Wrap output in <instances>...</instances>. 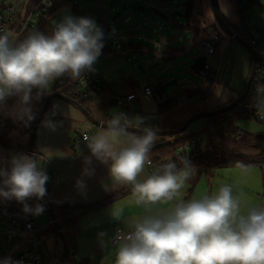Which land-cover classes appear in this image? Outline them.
I'll list each match as a JSON object with an SVG mask.
<instances>
[{
  "label": "clouds",
  "instance_id": "9594fccd",
  "mask_svg": "<svg viewBox=\"0 0 264 264\" xmlns=\"http://www.w3.org/2000/svg\"><path fill=\"white\" fill-rule=\"evenodd\" d=\"M221 10L226 11L223 6ZM103 36L93 19L71 15H65L50 35L34 30L17 41L10 31L0 32V109L15 97L7 115L28 126L35 119L34 90L39 98L60 77L77 80L94 71ZM256 92L258 110L264 111V85ZM144 119L117 113L101 123L97 133L83 137L91 153L85 164L91 165L93 157L108 164L111 182L130 186L136 204L146 209L112 241L115 264H264V204L242 206L230 184L185 199L182 189L196 173L195 165L183 156L146 171L158 137ZM41 123L52 131L57 126L49 118ZM7 163L0 167V197L22 203L25 214L41 215L43 204L26 203L47 194L49 177L38 159L17 153ZM83 174L91 175L92 170L85 167ZM77 186L82 189L83 181L78 180ZM162 204L169 205L167 210L156 207ZM111 217L123 222L122 210H111ZM0 264L21 262L6 257Z\"/></svg>",
  "mask_w": 264,
  "mask_h": 264
},
{
  "label": "rangeland",
  "instance_id": "374dc122",
  "mask_svg": "<svg viewBox=\"0 0 264 264\" xmlns=\"http://www.w3.org/2000/svg\"><path fill=\"white\" fill-rule=\"evenodd\" d=\"M72 1H77L81 13L77 14L69 9L59 8L51 19V22L56 25L61 22L65 15L88 17L96 22L103 30V34L110 29L117 30V34L112 36L111 41L103 42L102 54L94 64V71L92 72L102 77V73L113 75L114 73L130 71L133 75L140 78L138 82H140L143 92L145 87H150L154 93L151 100H147L144 94L139 95V88L135 89L139 98L141 97V107L135 113L132 114L129 110H118L127 116L145 115L144 124L154 127L156 131L163 130L168 124L176 123L182 119L186 120L179 126L181 128L192 117L207 112L205 109L211 110L208 106L211 98L208 100L205 95L200 96L199 92L190 94L192 90L203 92L213 85L218 88L213 94V97L221 94L223 91L235 96L245 90L250 74L251 55L245 47L232 40L229 36L225 35L222 38L220 37V29L216 24L211 0H195V25L200 32H198V35L194 34L192 29H189L186 33L182 32L180 36L183 43L179 42V35H175L171 30L177 29L176 24L179 21H182L187 26L188 23L185 22V18L182 15L190 0ZM152 4L161 10L162 14L156 15L154 17L155 19H153L154 22L147 23L148 15L144 13V8L149 9ZM201 5V9H203L201 15L203 16L200 19L199 7ZM218 6L220 12L230 25L237 23V15L234 11L236 8V0H218ZM222 6L226 11L221 10ZM91 12L92 16L90 17L89 13ZM118 15H121V17L118 18ZM248 16L250 17V24L264 29L263 13L258 9H254L248 12ZM211 17H214V19ZM127 34L137 35L135 37L136 39L132 37V41L128 43L125 40ZM216 36H218L217 40H215ZM13 38L16 39L14 35ZM170 40H174V43H169L168 41ZM203 42L212 44L216 51L215 55L209 57V64L212 69L206 77H201L192 68L195 64L196 57L203 55ZM134 47L137 48L135 49ZM171 51H180L181 54L174 57L171 63H168L161 55L164 52ZM123 57H125V60H123ZM225 67H227L225 78L222 85H220L222 72ZM218 70H220V73H217ZM153 73L157 77L154 81H151L150 79L154 76ZM169 76H174L178 84L170 87L163 96V99H160L156 95V89L160 82H170L171 80H168ZM195 94L197 95L195 100L184 99L178 109L173 111L171 115L167 117L160 115L158 110L159 103L174 101L179 97L186 96L187 98ZM195 107L200 108L199 110H194ZM217 109H220V107ZM190 115L191 117L188 118ZM206 125L207 119H199L183 134L190 135L197 133L200 134L199 138H207V134L212 126L209 129H205ZM235 126L246 134H264V125L254 120L237 119ZM90 127L97 128L92 125ZM204 129L205 132H201ZM174 137H158L155 143L163 139L172 140ZM3 141V135H0V142ZM241 152L250 155H256L258 153L256 150L249 148H241ZM185 155L186 152L178 150L174 158L170 160H178ZM162 163L166 162L156 163L154 168ZM224 171H227L226 176L228 180H231L235 184L236 194L234 196L240 200L242 206L262 204L264 196V165L230 167ZM210 173L213 174L214 171L212 170ZM196 191L198 196L202 194L200 190ZM195 192L194 194L192 193V197L195 195ZM32 219L39 226L47 225L51 220L47 210L39 216L32 215ZM47 238L49 248L52 251L55 250L57 245L53 233H48ZM115 252L116 247H112L109 252H102L95 261L98 264H115Z\"/></svg>",
  "mask_w": 264,
  "mask_h": 264
},
{
  "label": "crops",
  "instance_id": "0c3cea01",
  "mask_svg": "<svg viewBox=\"0 0 264 264\" xmlns=\"http://www.w3.org/2000/svg\"><path fill=\"white\" fill-rule=\"evenodd\" d=\"M72 2L76 9L71 11L80 14L81 10L78 7L77 1ZM202 5L199 7L200 19L203 16L201 15V11H203V9H201ZM57 11L53 14L51 19L54 17ZM234 11L237 15L236 8ZM144 13H147L148 15L147 23L154 22V17H156V15L162 14L161 10L154 6V4L150 5L149 9L144 8ZM89 16H92V12L89 13ZM182 16L185 18V22L187 23L186 7ZM51 19L50 24L55 28L56 25L51 22ZM176 25L177 29H172L171 32L175 35H179V42L181 43H183L180 36L182 32L186 33L189 31V29H192L193 33L196 35H198V32H200L195 25L194 16L192 22L188 23L187 26H185L182 21H179V23ZM136 36L137 35L127 34V38L125 40L130 43L132 41L131 38H135ZM111 39L109 41H111ZM168 42L173 44L174 40H170ZM134 48L136 49L137 47ZM179 54H181L180 51H171L164 52L161 56H163L164 59L168 61V63H171L174 60L173 58ZM199 57L200 56H197L196 59ZM123 60H125V57H123ZM153 74L154 76L150 79L151 81H154L157 77L155 76V73ZM101 75L102 77H99L109 84V89L100 95H97L92 100L87 101L86 107L95 119L105 122L113 115L122 113L116 109L113 104L115 96L130 95L132 93L137 94L135 91L136 88H139L140 90L138 93L139 95H143L144 93L140 82H138L140 78H138L136 75H133V73L130 71L114 73L113 75L102 73ZM168 80L174 81L176 79L174 76H169ZM163 82L166 83L165 81ZM52 84H54L53 81L50 83L47 92L43 93L39 98H35V92L33 93L34 99L31 102V106L33 112L35 113V119L31 121L28 126H25L23 122L13 120L7 115L8 110H10L16 103L15 97L10 98L7 101L5 108L0 109V126L5 128L6 131L5 133L0 131V135H3L4 137V141L0 142V167H7L9 158L14 154L25 153L30 156V125L37 120L38 115L41 113L42 101L45 97V94L53 89ZM217 89L218 88L214 86L213 90L206 95L208 100L211 98L208 104L211 110L205 109L207 112L214 111V109H217L218 107H225L229 105L231 101L236 100L240 96V94L233 96L232 94L226 93L225 91H221V94H217L213 97V94ZM193 92L201 91L192 90L190 94ZM139 95L137 101L133 102L130 106L129 111L132 114L135 113L139 107H141V97L139 98ZM144 97L147 100H151L153 98H148L145 95ZM196 97L197 95L195 94L194 96L190 95L187 98L185 96L184 99L195 100ZM174 101L177 103V99ZM166 102L158 104L159 113L163 117L171 115L172 112L178 109L179 105L182 104L177 103V105L172 109L161 112L160 105ZM199 108L200 107H195L194 110H199ZM191 115L188 118H190ZM128 117L146 118L145 115H130ZM46 118H49L54 123H56V129L55 131H52L44 127L41 123L34 142V151L40 167L49 177V180L45 185L46 189L49 192L50 199L56 207H68L71 209V216H79L80 232L75 238L74 244L77 255L81 259L90 260L94 264H98L95 261L97 257L102 252H109L112 247H115L112 245V241L115 237L116 230L121 229L124 232L128 231L130 229L131 222L144 215L146 209L143 206L136 204L135 197L130 186L117 185L111 182L108 164H103L94 157L92 158L91 165L85 164V157L91 156L90 150L88 149L86 142L77 146L76 141L84 133L91 132L93 135L97 133L100 128L90 127L91 125L87 118L75 106L61 99H55L52 101L45 113L43 120ZM185 121L186 120L182 119L176 123L168 124V126L163 128V130L178 129L179 126ZM154 165L150 168H147L146 171H153L155 169ZM85 167H89L92 170L91 175L83 174ZM224 170H226V168H218L213 170L214 173H210L208 176L203 177L197 184V189L195 187L193 191H191V186L187 181L184 188L182 189L183 197L185 199H191L193 197H199L205 193L214 192L221 184H230L233 188V194H236L235 184L231 180H228L226 176L227 171ZM78 180H82L84 183V187L82 189L77 186ZM195 189L200 190L202 194L198 196L196 193L198 191ZM194 192L195 195L192 197V193L194 194ZM119 193H122V195L113 200V198ZM0 201L13 204L21 210L23 208V204L16 201L15 199L5 200L4 198L0 197ZM40 201L41 199L38 200L37 198L32 197L27 199L26 203L31 205L32 203ZM262 204H264V198L262 199ZM156 207L161 210H167L169 205L162 204ZM45 210L47 209L45 208ZM111 210H122L123 222L113 220L111 217ZM101 234L106 235L102 237Z\"/></svg>",
  "mask_w": 264,
  "mask_h": 264
},
{
  "label": "built area",
  "instance_id": "2783aa9c",
  "mask_svg": "<svg viewBox=\"0 0 264 264\" xmlns=\"http://www.w3.org/2000/svg\"><path fill=\"white\" fill-rule=\"evenodd\" d=\"M60 0H0V32L10 31L18 40L30 30L39 27L43 19L48 17L51 10L58 6ZM241 14H237V23L234 24L233 31L240 37L256 55L255 74L250 85L247 97L227 115L230 119L254 120L264 125V111L258 110L257 92L259 85H264V29L250 24L248 12L258 9L264 14V0H240ZM115 29L106 31L103 42L109 41L116 35ZM259 35V37H257ZM218 38H215L217 40ZM202 53L207 56V61L197 72L201 77H206L211 71L209 57L216 54L212 44L202 43ZM109 89V84L103 81L92 71L85 73L77 83L67 91V96L79 101H90L101 92ZM144 95L153 97L150 87L144 89ZM185 97H179L177 103L183 102ZM138 95H117L113 104L119 110H129L133 102L137 101ZM91 136V132L84 133L76 141V145L85 143L83 137ZM195 143L181 148V151H188L194 147ZM154 164L152 163L151 167ZM54 222L50 220L47 225L39 226L31 214H25L17 206L0 201V255L11 257L21 264H52L55 250L48 246L47 234L54 229ZM61 232H65L61 221L57 218ZM124 231L116 230V239ZM113 239V240H114ZM113 245V244H112ZM114 246V245H113ZM72 248V254L75 253Z\"/></svg>",
  "mask_w": 264,
  "mask_h": 264
},
{
  "label": "trees",
  "instance_id": "16d2710c",
  "mask_svg": "<svg viewBox=\"0 0 264 264\" xmlns=\"http://www.w3.org/2000/svg\"><path fill=\"white\" fill-rule=\"evenodd\" d=\"M194 2L195 0H190L186 5L187 23H191L193 20L194 11H195ZM58 8H68L70 10L76 9V7L73 5V2L71 0H60L58 2V6L55 9L51 10V12L48 14V17L43 19V21L41 22L39 27L35 29V31H40L45 35H50L54 29V27L50 24V19L53 16V14L58 10ZM236 11L237 14H241L242 10L240 8V0H236ZM222 17L224 21L227 23V25L233 30L234 25H230L223 15ZM30 31H34V30H30ZM30 31H27L23 35L22 39ZM216 38H218V36H216ZM84 74H82V76ZM78 80L79 79L73 80L67 75L60 77L53 81L55 87L51 89L47 94L57 93L67 96V91L70 88H72L77 83ZM213 88L214 86L212 85L211 87L207 88L205 91L199 92V95L206 96L209 92L213 90ZM47 94H45V97L42 101L41 111L43 110L44 104L47 100L48 97ZM234 101L235 100L231 101V103H233ZM77 102L87 109L86 101L79 100ZM176 105L177 103H175V101H169L161 104L160 110L161 112H165L172 109ZM39 116L40 114L38 115L37 120ZM205 119H207V125L205 129H209L210 126H212L211 130L207 134V138L204 137L199 138L200 134L193 133L190 135L182 134L179 136H175L174 139L172 140L163 139L155 143L153 147L150 149L149 158L152 160V163L156 164L161 162H167L168 160L174 158L178 150L186 147L187 145H191L195 143L194 147L190 148L188 151H185L186 153L188 152L186 156L192 162V164L195 165L197 169L196 173L192 175V177L188 180V183L191 186V191H193L194 188L199 183V181L203 177L208 176L212 170L218 168L264 165V134L250 135L242 132L239 128L235 126V121L237 120V118L230 119L227 114L219 115L216 117L205 118ZM36 121L30 125L29 132L31 134H32L33 126L35 125ZM205 129L202 130L201 132H205ZM0 131L3 133L6 132L5 128L1 126H0ZM241 148H249L252 150H256L258 153L256 155L244 154L241 152ZM47 194L49 195L48 190H47ZM120 195H122V193L117 194L113 198V200L120 197ZM50 201L55 209V214L57 218L62 223V227L66 229L63 235L65 237V241L69 248V254L64 264H94L90 260L81 259L76 252L72 254V248H74L75 238L78 236L80 232L79 216H75V217L71 216L70 208L68 207L58 208L54 205L51 199ZM36 204L44 205V203L40 201V202L32 203L30 206L34 207ZM50 233H53V235L56 238L57 246L55 248L54 259L52 263V264H56L57 261L63 255L64 247H63V242L60 239V236L56 232H54V230H51ZM3 258L6 257L0 255V260H2Z\"/></svg>",
  "mask_w": 264,
  "mask_h": 264
},
{
  "label": "water",
  "instance_id": "95a60500",
  "mask_svg": "<svg viewBox=\"0 0 264 264\" xmlns=\"http://www.w3.org/2000/svg\"><path fill=\"white\" fill-rule=\"evenodd\" d=\"M212 2V9H213V13H214V17L216 20V24L218 25V27L220 28V37H224L229 36L232 40L236 41L237 43L241 44L243 47H245L250 55H251V71H250V75L245 87V90L243 91V93L240 95V97L238 99H236L233 103L222 107L220 109L214 110V111H210V112H205V113H201L199 115H196L194 117H192L183 127L175 129V130H155L156 131V135L157 137H174V136H179L182 135L184 132H186L190 126L197 120L199 119H203V118H210V117H216L219 115H225L228 114L229 112H231L232 110H234L249 94V90H250V85L251 82L253 80L254 74H255V63H256V55L253 52V50L249 47V45L247 43H245L240 37H238L235 32L227 25V23L224 21L220 10H219V6H218V0H211ZM118 17H120V15H118ZM207 61V56H205L204 54L202 56H200L198 59H196L194 66L192 67L194 71H196L198 68L203 67L205 65ZM227 68L224 69L223 74H222V79H221V83L220 85H222L223 80L225 78V73H226ZM178 84L177 80L174 81H170V82H160L158 84V87L156 89V95L160 98L163 99V96L167 93L168 89L170 87L176 86ZM55 85L52 84V88H54ZM55 99H61L63 101H66L67 103L75 106L88 120V122L97 128H100L101 123H103L104 121H100L95 119L91 113L84 108L81 104H79L76 100L65 96V95H61V94H57V93H51L48 95L47 100L44 104L43 110L40 113V116L38 118V120L36 121L35 125L33 126L32 129V134H31V143H30V147H29V154L30 156H32L33 158H37L35 151H34V142L37 136V131L38 128L45 116V113L47 111V109L49 108L50 104L52 103L53 100ZM128 131L130 132H137L138 134H142L139 132V130L137 129H133L130 128L128 129ZM41 201L44 203L45 208L47 209V211L49 212V216L51 218V220L55 223L54 224V232H56L59 236L61 241L63 242V255L62 257L57 261L56 264H64V262L66 261L68 254H69V248L68 245L65 241V237L63 235V233L61 232V229L59 227V225L57 224V216L55 214V209L53 207V205L51 204L50 201V197L48 194H46Z\"/></svg>",
  "mask_w": 264,
  "mask_h": 264
},
{
  "label": "flooded vegetation",
  "instance_id": "af4514ba",
  "mask_svg": "<svg viewBox=\"0 0 264 264\" xmlns=\"http://www.w3.org/2000/svg\"><path fill=\"white\" fill-rule=\"evenodd\" d=\"M251 61H252V60H251ZM223 71H224V70H223ZM250 71H251V68H250ZM217 73H220V70H218ZM222 74H223V72H222ZM249 75H250V74H249ZM239 97H240V96H239ZM239 97H238V98H239ZM238 98H237V99H238Z\"/></svg>",
  "mask_w": 264,
  "mask_h": 264
}]
</instances>
